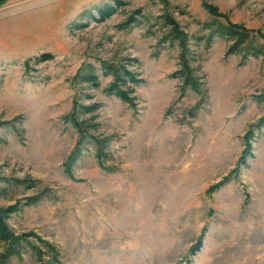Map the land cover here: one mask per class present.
<instances>
[{"label":"rangeland","instance_id":"obj_1","mask_svg":"<svg viewBox=\"0 0 264 264\" xmlns=\"http://www.w3.org/2000/svg\"><path fill=\"white\" fill-rule=\"evenodd\" d=\"M0 219V264H264V0L0 7Z\"/></svg>","mask_w":264,"mask_h":264},{"label":"trees","instance_id":"obj_2","mask_svg":"<svg viewBox=\"0 0 264 264\" xmlns=\"http://www.w3.org/2000/svg\"><path fill=\"white\" fill-rule=\"evenodd\" d=\"M115 5L116 6H119L120 5V2L116 1ZM202 6L212 16H214V17L221 16L217 12V9L215 7L209 6L205 2L202 3ZM97 13H98L97 21L103 22L104 20H106L107 18H109L110 16L113 15L114 10H113V7H111V6H104V7L100 8ZM172 25H173L172 27H173L174 31L177 32L176 31V27L174 26L175 24H172ZM212 34H217L219 36L225 35V34L232 35L231 26H227V27L220 26V28H217L216 30L212 31L211 32V35ZM175 37H177L178 39L181 40V43L180 44L184 48L185 47V45H184V42H185V36H184V34H181V33L179 34L177 32V34L175 35ZM186 53H187L186 50H184V52H182L180 54V59H181V62L183 63V70H181L179 72V75H180L181 79L186 84L190 85L191 88L194 91H198V88H199L200 84L198 85L197 78H195L193 76V74H194L193 70L190 69L189 66H188V57H187ZM48 58H50V56L48 54H45V55H42L39 59L45 60V59H48ZM126 75L130 78V81H132L133 83L137 84L139 82L138 80H134V78L129 73H126ZM88 79L91 80L92 78L90 77ZM113 87L114 86H112V89H113ZM116 95L119 98H121L122 100L128 101L127 95L125 93L120 92V91H117L116 92ZM71 121H72L71 123L73 124L74 128L75 129H78L79 128V125L76 123V121L74 119H72ZM72 158H73V156L71 157V159ZM11 211H15V207H11V208H9V209L6 210V212H11ZM0 239L3 242H6V243H12L14 241V239H15V237L12 236V234L10 233V231L8 230V228L6 227V225L1 221V219H0Z\"/></svg>","mask_w":264,"mask_h":264},{"label":"crops","instance_id":"obj_3","mask_svg":"<svg viewBox=\"0 0 264 264\" xmlns=\"http://www.w3.org/2000/svg\"><path fill=\"white\" fill-rule=\"evenodd\" d=\"M24 0H0V7H8L12 3L21 2Z\"/></svg>","mask_w":264,"mask_h":264}]
</instances>
